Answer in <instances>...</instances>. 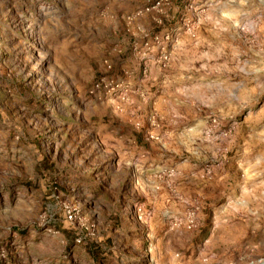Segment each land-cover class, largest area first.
I'll list each match as a JSON object with an SVG mask.
<instances>
[{
	"label": "rangeland",
	"instance_id": "1",
	"mask_svg": "<svg viewBox=\"0 0 264 264\" xmlns=\"http://www.w3.org/2000/svg\"><path fill=\"white\" fill-rule=\"evenodd\" d=\"M0 264H264V0H0Z\"/></svg>",
	"mask_w": 264,
	"mask_h": 264
},
{
	"label": "built area",
	"instance_id": "2",
	"mask_svg": "<svg viewBox=\"0 0 264 264\" xmlns=\"http://www.w3.org/2000/svg\"><path fill=\"white\" fill-rule=\"evenodd\" d=\"M108 69H110V67L108 66ZM118 88L117 84H114L113 81L111 79H109L107 76L99 79L98 81H96L87 91V94L89 95V97H99L103 95L108 96V94L110 95L111 92L115 91V89ZM102 92V93H101ZM67 221L71 222L72 221V216L70 214H68L66 216ZM262 262V261H260Z\"/></svg>",
	"mask_w": 264,
	"mask_h": 264
}]
</instances>
